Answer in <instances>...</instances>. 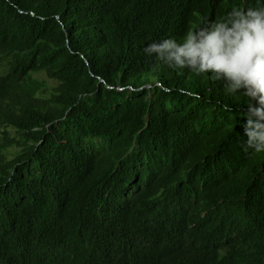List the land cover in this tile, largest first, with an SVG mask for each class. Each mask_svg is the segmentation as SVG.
<instances>
[{
	"label": "trees",
	"instance_id": "1",
	"mask_svg": "<svg viewBox=\"0 0 264 264\" xmlns=\"http://www.w3.org/2000/svg\"><path fill=\"white\" fill-rule=\"evenodd\" d=\"M238 6L0 0V264H264L247 98L142 52Z\"/></svg>",
	"mask_w": 264,
	"mask_h": 264
},
{
	"label": "clouds",
	"instance_id": "2",
	"mask_svg": "<svg viewBox=\"0 0 264 264\" xmlns=\"http://www.w3.org/2000/svg\"><path fill=\"white\" fill-rule=\"evenodd\" d=\"M143 54L169 68L222 81L229 94L247 98L241 123L243 150L264 152V7H235L222 18L146 43ZM121 89V88H120Z\"/></svg>",
	"mask_w": 264,
	"mask_h": 264
},
{
	"label": "rangeland",
	"instance_id": "3",
	"mask_svg": "<svg viewBox=\"0 0 264 264\" xmlns=\"http://www.w3.org/2000/svg\"><path fill=\"white\" fill-rule=\"evenodd\" d=\"M45 77H41L40 79H44Z\"/></svg>",
	"mask_w": 264,
	"mask_h": 264
},
{
	"label": "water",
	"instance_id": "4",
	"mask_svg": "<svg viewBox=\"0 0 264 264\" xmlns=\"http://www.w3.org/2000/svg\"><path fill=\"white\" fill-rule=\"evenodd\" d=\"M102 81V80H101ZM148 87H150V86H148ZM108 88H111V87H108Z\"/></svg>",
	"mask_w": 264,
	"mask_h": 264
}]
</instances>
